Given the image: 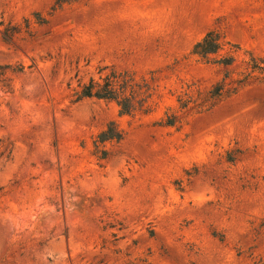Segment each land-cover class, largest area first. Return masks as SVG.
Returning a JSON list of instances; mask_svg holds the SVG:
<instances>
[{
	"label": "rangeland",
	"instance_id": "rangeland-1",
	"mask_svg": "<svg viewBox=\"0 0 264 264\" xmlns=\"http://www.w3.org/2000/svg\"><path fill=\"white\" fill-rule=\"evenodd\" d=\"M259 67L264 0H0V264L264 260ZM111 71L129 114L79 98Z\"/></svg>",
	"mask_w": 264,
	"mask_h": 264
},
{
	"label": "trees",
	"instance_id": "trees-1",
	"mask_svg": "<svg viewBox=\"0 0 264 264\" xmlns=\"http://www.w3.org/2000/svg\"><path fill=\"white\" fill-rule=\"evenodd\" d=\"M223 45L224 44L222 43L219 35L214 31H209L194 45L191 53L205 58L210 54L217 53ZM233 60V57L223 58L222 63L229 65ZM259 69L260 71H264V68L259 67ZM222 89L223 85L216 87L210 93L211 97L214 98L219 96ZM79 98H95L99 100L115 101L120 107L121 113L129 114L134 111L135 104L142 103L144 101V94L142 92V86L135 82L131 75L111 71L109 75L103 79L102 83L90 80L86 85H84L79 94ZM113 138L118 139L119 134L115 132L114 127L112 126H109L106 131L102 132L98 137L100 142ZM253 264H264V260H260Z\"/></svg>",
	"mask_w": 264,
	"mask_h": 264
}]
</instances>
